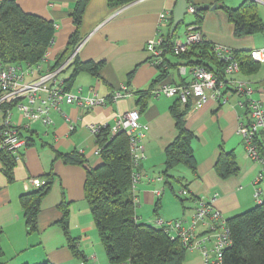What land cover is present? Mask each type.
I'll list each match as a JSON object with an SVG mask.
<instances>
[{
	"label": "crops",
	"instance_id": "1",
	"mask_svg": "<svg viewBox=\"0 0 264 264\" xmlns=\"http://www.w3.org/2000/svg\"><path fill=\"white\" fill-rule=\"evenodd\" d=\"M76 1L16 0L24 12L37 15L57 26L53 45L41 61L43 70H51L74 31L71 15ZM176 1L135 0L123 7L111 9L107 6V0H89L82 16L79 30L81 43L76 55L79 61L102 62V66L97 77L81 73L71 92L76 93L80 89L84 96L96 92L105 98V106L81 108L61 104L58 111L50 112L53 125L49 127H44L37 121L27 122L19 114L14 117L13 113L12 123L23 134L31 131L33 143L19 154L20 159L14 168V179L11 183L7 182L0 171V264H83L73 256L59 225L63 217V204L68 209L69 236L77 240V249L86 258L84 264L88 260L93 263L97 261L98 236L84 198V181L87 168L100 165L101 160L94 154L97 145L89 126L113 127L121 115L138 109L136 91L149 87L158 75L146 50V42L159 30L166 31ZM242 1L223 0V5L236 8ZM254 1L257 3V14L264 24V0ZM189 2L193 6H209L201 14V34L207 43L248 53L264 48V33L234 37L233 25L217 6L218 0ZM212 6L216 8L211 9ZM259 63L257 72L244 75L239 70L234 77L253 84L256 90L253 97L264 108V61ZM164 68L171 70L166 83L182 84L192 79L190 75L181 77L176 67ZM130 73L132 77L129 80ZM69 74L70 70L66 69L59 75V80L63 82ZM117 93H128V96L113 100ZM226 97L224 103L210 101L202 108H191L185 116V126L194 135L192 148L197 173L193 177L186 168L181 167L172 171L175 177H185L183 183H187L185 201H180L184 220L191 217L195 199L210 201L215 194L217 196L213 204L225 220L256 204L242 191L245 186L253 183L262 170L261 165L252 162L242 152L240 159L236 157L240 168L237 176L221 180L214 171L221 147L236 155L241 152V143L244 146L238 126L248 121L246 108L238 105L241 99L231 92ZM174 99L152 96L146 109L140 113V122L148 126L142 141L144 158L139 166L140 178L135 185L136 215L142 222H153L159 218L158 210L165 192L162 175L164 150L176 136L175 122L169 112ZM259 142L264 146V135ZM74 150L84 155L85 165H67L57 157ZM46 175L52 176L53 185L41 201L37 230L27 233L20 198L33 187L30 183L32 179L42 180ZM260 185L264 186V180ZM260 188L264 195L262 187ZM156 191H160V194L157 195ZM181 191L182 189L178 190L179 194L184 196ZM150 209L154 218L149 216ZM187 263L199 264L198 256Z\"/></svg>",
	"mask_w": 264,
	"mask_h": 264
},
{
	"label": "trees",
	"instance_id": "2",
	"mask_svg": "<svg viewBox=\"0 0 264 264\" xmlns=\"http://www.w3.org/2000/svg\"><path fill=\"white\" fill-rule=\"evenodd\" d=\"M133 1L135 0H107V6L114 9L128 5ZM88 2L89 0L76 1L71 15L74 31L51 68H58L73 56L71 63L66 68L70 70V74L62 82L67 91H71L81 73L97 77L102 66V62L79 61L75 53L81 43L79 30ZM187 2L188 5H192L189 0ZM217 6L222 9L228 21L233 25L234 37L242 38L264 33V24L257 14V3L254 0H243L236 8H228L223 5V0H218ZM203 13L204 10L197 11L194 14V22L189 25L201 29V14ZM171 25L172 17L169 18L166 31H160L163 36L161 60L158 64H154L158 75L149 87L136 91V104L140 113L146 109L147 102L154 96L152 91L155 87L167 82L171 70L165 69V66L170 69H175V67L178 69L180 65L189 68L198 66L213 72L214 75L223 76L224 66L217 59L212 44L205 40L199 44L191 45L186 52L175 55L173 53L175 44L173 38L179 25L170 36ZM54 35L53 22L24 12L16 0H0V64L24 66L41 62ZM234 57L242 74L250 75L258 71L260 63L254 62L250 58V53L234 51ZM173 60H178V62ZM131 77L132 73L128 75L129 80ZM190 109L189 103L183 104L179 99H174L169 112L175 122L176 136L164 150L162 172L165 180L164 185L175 193L172 182L180 184L184 196L176 191V197L181 202L185 201L187 195V183H183L185 177H175L172 175V171L176 167L182 166L193 177L197 173V163L192 148L194 135L185 126V116ZM20 135L26 140V147L32 145L31 131H26L24 134L20 132ZM94 137L101 163L86 170L84 198L89 206L93 225L103 247L107 264L124 262L131 264H185L187 251L182 247L179 239L171 240L164 228L156 224V220L161 218H156L153 222H142L136 215L135 185L140 178L141 161L135 164L132 160L129 134L123 130L112 133L111 126L106 125L99 126ZM258 144L261 154L264 156V146L260 142ZM57 157L67 165L83 166L86 164L84 155L75 150L59 154ZM16 164V157L12 153L0 150V171L8 183L14 179L13 171ZM214 171L221 180L237 176L240 168L235 153L221 147L214 164ZM42 180L44 184L38 188L32 187L20 198L27 233L37 230V215L41 201L51 191L53 185L51 175H46ZM197 200L194 201V207ZM260 200V202L255 201L256 204L253 207L226 219L230 230L231 245L224 253V264H264V195ZM61 208L63 217L59 225L65 234L73 256L84 264L86 258L77 249V240L69 236L68 209L64 204L61 205ZM1 254L0 247V256ZM41 264L50 263L43 262Z\"/></svg>",
	"mask_w": 264,
	"mask_h": 264
},
{
	"label": "built area",
	"instance_id": "3",
	"mask_svg": "<svg viewBox=\"0 0 264 264\" xmlns=\"http://www.w3.org/2000/svg\"><path fill=\"white\" fill-rule=\"evenodd\" d=\"M187 13L195 14L193 5H188ZM54 28L57 26L54 24ZM201 29L189 25L185 33V42L175 41L173 53L175 55L186 52L191 45L203 41ZM54 39L50 41L49 48ZM163 36L160 30L146 42V50L153 64L161 60ZM80 47V44L76 50ZM217 59L223 64V76L214 75L203 67L189 68L184 65L178 67L180 76L190 75L191 81L182 84L163 83L152 91L154 96L164 95L177 98L183 104H190L191 108L199 109L210 101L224 103L228 92L239 97L240 107L246 108L248 121L238 126V133L242 136L247 157L262 166L261 172L253 181L255 186L254 198L260 202L262 194L258 187L264 180V156L261 154L259 139L264 135V108L254 99L255 88L252 83L234 77L239 73V64L234 57V51L223 45H212ZM48 48V49H49ZM76 53V51H75ZM73 56L68 58L56 69L43 70L41 62L33 65L0 64V150L12 153L17 162L19 154L26 148V140L20 135V128L12 123L13 112L16 111L21 119L27 122L37 121L44 127L53 125L51 111H58L61 104L76 105L81 108L105 106L104 97L96 92L84 96L79 89L76 93L65 90L59 75L71 63ZM250 58L256 62L264 61V48L250 52ZM128 96V93H117L113 100ZM73 130V127H70ZM94 135L98 127L89 126ZM119 130L129 134L132 160L138 164L144 158L143 139L148 126L140 122L138 109L127 111L117 118L112 133ZM261 144V143H260ZM95 155L99 156L96 148ZM33 188L44 184L43 180L32 179ZM159 195L160 191H156ZM198 199L190 219L164 221L157 219L156 224L162 226L171 240L179 239L186 251L197 252L199 264H224L223 256L231 245L230 230L222 213L214 206L213 200ZM120 264H131L124 262ZM185 264H188L187 262Z\"/></svg>",
	"mask_w": 264,
	"mask_h": 264
},
{
	"label": "rangeland",
	"instance_id": "4",
	"mask_svg": "<svg viewBox=\"0 0 264 264\" xmlns=\"http://www.w3.org/2000/svg\"><path fill=\"white\" fill-rule=\"evenodd\" d=\"M194 20H195V15L187 13L183 18V23H181L178 26L173 40L179 41V42H185V33L187 30V27L189 24L193 23ZM159 97H165V96L161 95ZM166 98H168V97H166ZM13 113H14V117L18 114V112H16V111H14ZM241 146H242L241 152L240 153L237 152L235 155L238 159H240L239 157L241 156L242 152H243V154L245 153V156H247L246 152H244L245 149H244V146L242 143H241ZM181 168H183V167L181 166ZM172 183H173L172 186H173L175 193H173L170 188L165 187V185H163L165 187V192L161 198V207L158 210L159 218L162 217L161 219L165 220V221L176 220V218L183 219V217H182L183 215L181 214L182 213V205H181L179 199L176 197V191L181 189V185L176 183V182H172ZM258 187H262L263 193H264V186L259 185ZM242 193L246 194L248 196V199H250V200L253 199L254 201H256L254 198L255 186L253 185V183L245 186ZM262 195H260V197H262ZM151 211H152V209H150L149 216H152L154 218L153 212L151 213ZM163 217L164 218L167 217V218L164 219ZM187 217H189V216H187ZM188 219H190V218H188ZM98 246H99V253L97 254V261L93 263L92 260H88L87 264H107V261L105 258V253H104L103 247H102L99 239H98ZM195 257H197V252L187 251L186 257H185V263L193 260ZM78 264H80V262H78Z\"/></svg>",
	"mask_w": 264,
	"mask_h": 264
},
{
	"label": "water",
	"instance_id": "5",
	"mask_svg": "<svg viewBox=\"0 0 264 264\" xmlns=\"http://www.w3.org/2000/svg\"><path fill=\"white\" fill-rule=\"evenodd\" d=\"M188 7L187 0H177L175 7L172 12V25L170 27V36L173 35L177 26L183 21L184 16L187 14L186 10ZM196 12L209 9L208 5H196L194 6ZM216 6H212L211 9H215Z\"/></svg>",
	"mask_w": 264,
	"mask_h": 264
}]
</instances>
